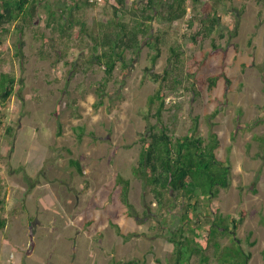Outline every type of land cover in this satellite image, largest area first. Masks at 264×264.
<instances>
[{
    "label": "rangeland",
    "instance_id": "obj_1",
    "mask_svg": "<svg viewBox=\"0 0 264 264\" xmlns=\"http://www.w3.org/2000/svg\"><path fill=\"white\" fill-rule=\"evenodd\" d=\"M139 1L125 0L123 22L140 18ZM172 1L144 22L138 55L124 53L101 98L96 87L105 73L90 56L92 38L118 21L115 0L88 7L83 0H38L30 25L0 24V75L15 78L12 95L0 101V264L172 263L166 237L179 224L180 204L166 215L134 173L140 136L155 122L147 100L157 90L166 94L168 134L183 136L194 124L205 141L215 134L214 155L230 167L228 185L212 202L218 215L200 221L222 218L228 230L221 246L240 241L248 264H264V0H185V15L168 22ZM131 2L139 9L130 10ZM66 10L79 25L62 33L49 15L65 24ZM81 26L86 34L77 37ZM156 36L154 73L167 67L171 47L181 52L178 67L157 82L145 71ZM211 75L220 76L208 90L201 81ZM118 176L129 181L130 207ZM241 211L245 218L234 229L231 217ZM205 254L203 264H220L211 246ZM188 264L201 263L195 256Z\"/></svg>",
    "mask_w": 264,
    "mask_h": 264
},
{
    "label": "trees",
    "instance_id": "obj_2",
    "mask_svg": "<svg viewBox=\"0 0 264 264\" xmlns=\"http://www.w3.org/2000/svg\"><path fill=\"white\" fill-rule=\"evenodd\" d=\"M115 1L118 7L114 8V16L118 21L113 20L104 24V30H99L98 35L92 38L93 49L90 56L93 62L103 66L105 73L103 81L96 87L98 98H101L103 88L111 78L116 64L123 59L124 53L129 51L138 55L142 47L140 37L147 35L148 31V26L144 22L152 20L153 15L158 12L160 5L165 0H140L141 16L137 20L134 18L132 25L121 20L124 12L120 7L123 8L125 0ZM184 3L185 0H173L167 6L166 21L173 22L181 19L185 15ZM136 4L138 2H133L130 10L139 9ZM91 5L95 4L83 0V7ZM37 8H39L38 0H0V24H12L20 20L30 25L38 11ZM48 8L46 10L51 11ZM73 8L79 9L77 5H73ZM62 12L66 13L65 24H60L53 18L56 15L54 12L49 15L51 18L49 21L56 22L62 33L79 25L71 10ZM132 13L135 14L134 11ZM59 16L62 15L59 14ZM216 22L217 18L213 16L209 25L204 26L206 34L211 33ZM18 29L19 27L16 30ZM235 33L236 30L233 31V35ZM76 34L77 37L85 36L84 27L81 26ZM159 41L158 36L152 39L153 52L149 55L150 65L145 68L149 79L151 78L155 82L160 79L165 80L170 70L178 67L175 62H180L181 55L178 49L171 47L167 67L162 74L154 73L152 69L161 52ZM219 76H208L201 83L206 84L207 89L210 90L215 87ZM14 84L15 78L9 73L0 75V101H5L12 95ZM165 97V92L161 90L155 91L148 97V111H153L151 118L155 122L151 124L148 121L140 136L141 146L134 173L149 188L156 206L158 209L164 210L166 215H170V211L176 203L180 204L182 215L176 218L179 224L174 230L168 231L166 237L167 242L173 245L171 264H188L195 256L201 264L207 263L209 257L205 253L210 246L214 249V259L220 264H248L250 254L241 247L240 241L232 239L229 245L223 247L218 241L219 236H225L228 230L227 225H221L222 218H217L219 220L217 222L214 220L202 222L199 219L200 215L203 218L210 216V213L218 215V207H212V202L216 200L219 190L228 185L230 177V167L214 155L218 139L215 134H211L207 141L196 135V124L191 127L188 134L180 137L169 135L162 122ZM70 161L72 166L81 171L77 162ZM121 178L118 176L116 182L120 186L122 185L120 193L123 203L130 207L127 201L129 181ZM1 205L0 201V212ZM244 218L245 211L239 212L238 219L231 217V226L235 229ZM205 223L209 224L205 226ZM5 226V219L0 218V229ZM249 244L252 245L253 242ZM262 257V261H264V250ZM114 263L116 262L114 261ZM120 263L136 264L133 260Z\"/></svg>",
    "mask_w": 264,
    "mask_h": 264
},
{
    "label": "built area",
    "instance_id": "obj_3",
    "mask_svg": "<svg viewBox=\"0 0 264 264\" xmlns=\"http://www.w3.org/2000/svg\"><path fill=\"white\" fill-rule=\"evenodd\" d=\"M88 2L95 5H100L102 3V0H88Z\"/></svg>",
    "mask_w": 264,
    "mask_h": 264
},
{
    "label": "crops",
    "instance_id": "obj_4",
    "mask_svg": "<svg viewBox=\"0 0 264 264\" xmlns=\"http://www.w3.org/2000/svg\"><path fill=\"white\" fill-rule=\"evenodd\" d=\"M132 3V2H131Z\"/></svg>",
    "mask_w": 264,
    "mask_h": 264
}]
</instances>
